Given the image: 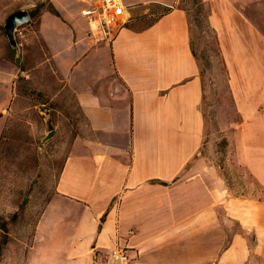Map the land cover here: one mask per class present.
Listing matches in <instances>:
<instances>
[{
  "label": "crops",
  "instance_id": "obj_1",
  "mask_svg": "<svg viewBox=\"0 0 264 264\" xmlns=\"http://www.w3.org/2000/svg\"><path fill=\"white\" fill-rule=\"evenodd\" d=\"M97 1L0 0V30L8 16L26 12L24 27L36 20L28 43L43 53L34 66L23 59L20 69L0 32V136L19 76L67 94L77 114L24 264L264 261V194L233 196L223 168L208 156L203 85L180 0H122L128 22L109 41L81 14ZM201 1L237 118L232 156L264 190V23L254 19L257 0ZM259 11L264 15V6ZM239 229L252 233L253 247Z\"/></svg>",
  "mask_w": 264,
  "mask_h": 264
},
{
  "label": "rangeland",
  "instance_id": "obj_2",
  "mask_svg": "<svg viewBox=\"0 0 264 264\" xmlns=\"http://www.w3.org/2000/svg\"><path fill=\"white\" fill-rule=\"evenodd\" d=\"M255 2L258 5H255L254 19L264 23V15L258 12L264 1ZM180 4L194 9L191 0H180ZM161 12L155 13L144 24L153 21ZM35 26L36 20L32 19L30 27H17L14 30L15 45L8 42L20 69H23V59L34 66L39 58H43L38 45L28 43V36ZM192 28V49L201 68L208 156L223 168V178L233 196L260 200L264 190L232 156L229 138L237 118L215 36L208 32L204 22L200 26L194 22ZM0 32L5 35L3 28ZM21 79L19 76L17 94L7 113L0 144V224L5 225L4 231L0 229V264H24L38 220L54 193L77 118L75 105L67 94L52 86L45 87L44 83L30 85ZM239 232L247 238L250 247L256 244L252 233L241 229ZM102 257V261L107 260ZM251 260L252 264H264L256 256Z\"/></svg>",
  "mask_w": 264,
  "mask_h": 264
},
{
  "label": "built area",
  "instance_id": "obj_3",
  "mask_svg": "<svg viewBox=\"0 0 264 264\" xmlns=\"http://www.w3.org/2000/svg\"><path fill=\"white\" fill-rule=\"evenodd\" d=\"M125 12L122 0H98L81 14L87 19L92 33L109 41L127 24Z\"/></svg>",
  "mask_w": 264,
  "mask_h": 264
},
{
  "label": "trees",
  "instance_id": "obj_4",
  "mask_svg": "<svg viewBox=\"0 0 264 264\" xmlns=\"http://www.w3.org/2000/svg\"><path fill=\"white\" fill-rule=\"evenodd\" d=\"M191 6L194 8V9H189V8H186V7H183V9L186 11L187 13V16H188V20H189V25H190V31H191V41H190V44H191V48H192V34H193V23L197 22L198 25L200 26L201 22H204L205 24V28L208 30V32L211 34V35H214L212 29L210 28L209 24H208V15H207V11L202 3L201 0H191ZM194 11V14H190V11ZM36 11H38V9H36ZM35 11V13H36ZM169 10H163L160 14L162 13H167ZM193 50V49H192ZM193 55L195 56V59L197 60L198 64H199V60L197 58V56L195 55V52L193 51ZM199 74L201 76V68H200V64H199ZM3 135H4V129L1 133V136H0V144H1V141L3 139ZM0 229L1 230H5V225L4 224H0ZM6 241V237L3 239V243ZM1 246H2V243L0 244V254H1Z\"/></svg>",
  "mask_w": 264,
  "mask_h": 264
},
{
  "label": "water",
  "instance_id": "obj_5",
  "mask_svg": "<svg viewBox=\"0 0 264 264\" xmlns=\"http://www.w3.org/2000/svg\"><path fill=\"white\" fill-rule=\"evenodd\" d=\"M29 23V17L26 12H15L7 17L4 24V32L8 42L13 46L14 43V30L19 26H24Z\"/></svg>",
  "mask_w": 264,
  "mask_h": 264
}]
</instances>
